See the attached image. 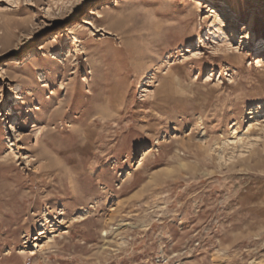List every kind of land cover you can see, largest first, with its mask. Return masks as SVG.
<instances>
[{
	"label": "rangeland",
	"instance_id": "374dc122",
	"mask_svg": "<svg viewBox=\"0 0 264 264\" xmlns=\"http://www.w3.org/2000/svg\"><path fill=\"white\" fill-rule=\"evenodd\" d=\"M204 1L0 0V264H264V0Z\"/></svg>",
	"mask_w": 264,
	"mask_h": 264
},
{
	"label": "bare ground",
	"instance_id": "6f19581e",
	"mask_svg": "<svg viewBox=\"0 0 264 264\" xmlns=\"http://www.w3.org/2000/svg\"><path fill=\"white\" fill-rule=\"evenodd\" d=\"M216 1V0H215ZM192 2L195 4V6L199 7V6H204L205 5V1L204 0H192ZM221 3V7H223L226 10V13H229L232 10L238 11V7L236 6V4L234 2H231L229 4L225 3V2H220ZM224 10V11H225ZM45 108V107H44ZM143 158V157H142ZM49 166H47V169ZM50 171V170H49ZM85 216V215H84ZM84 218V217H83ZM85 219V218H84Z\"/></svg>",
	"mask_w": 264,
	"mask_h": 264
}]
</instances>
